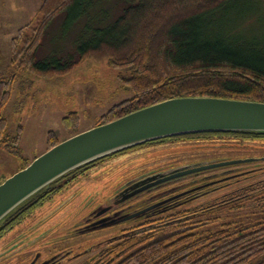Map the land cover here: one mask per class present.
Returning <instances> with one entry per match:
<instances>
[{"label": "trees", "instance_id": "obj_1", "mask_svg": "<svg viewBox=\"0 0 264 264\" xmlns=\"http://www.w3.org/2000/svg\"><path fill=\"white\" fill-rule=\"evenodd\" d=\"M90 1L43 0L37 22L21 28L13 38L12 54L13 62L22 73L37 77L67 74L87 59L107 60L120 72V81L134 96L114 106L98 126L172 98L217 97L264 102V0H119V9L112 0L115 12L109 13L110 21L98 17L96 26L89 13ZM86 15L90 23L82 27L74 56L68 61L37 60L45 33L57 18L66 17L74 24ZM16 82L14 74L0 79V142L4 143L8 142L4 112ZM79 124L80 118L75 112L63 120L66 129H77ZM225 138L264 144V133H203L146 143L113 154L67 174L33 196L0 224V238L79 174L110 157L146 145L176 141L198 140L211 144L215 139L218 145L193 148H234L225 142L219 143ZM20 139L18 134L14 147H18ZM58 143L56 134L49 132L47 150ZM254 145L244 144L234 149L264 152V147ZM138 194V191L134 193ZM120 196L128 199L124 193ZM251 199L263 208L258 222L247 226L230 224L208 233H200L196 227L195 217L203 215V211H177L171 204L166 207L172 202L168 201L160 205V211L148 213L146 216L150 217H145L148 219L143 223L117 233L87 264H264V179L237 188L221 202L229 208ZM120 215L108 218L103 224H118L113 222L124 220L125 216Z\"/></svg>", "mask_w": 264, "mask_h": 264}, {"label": "rangeland", "instance_id": "obj_2", "mask_svg": "<svg viewBox=\"0 0 264 264\" xmlns=\"http://www.w3.org/2000/svg\"><path fill=\"white\" fill-rule=\"evenodd\" d=\"M42 1L0 0V79L12 74L17 77L4 112L8 142H0V184L47 151L49 132L53 131L60 142L67 140L98 126L114 106L134 96L120 81V72L107 60L87 59L67 74L49 77L24 74L17 68L13 62V38L21 28L37 22ZM89 4L94 26L98 17L110 21L109 15L115 12L112 0H91ZM114 4L119 9L120 1L115 0ZM88 22L87 15L74 24L66 17L57 18L45 33L37 60L68 61L75 55L82 27ZM73 112L79 115L80 124L77 129H66L63 120ZM18 134H21L20 143L14 147ZM222 142L235 147L244 144L264 147V144L256 145L261 141L253 140L225 138L219 141ZM209 145L218 143L214 139L211 144L190 140L146 145L110 157L84 171L0 238V264L45 261L87 264L117 233L143 223L150 217L146 216L148 213L160 211V205L168 201L172 202L166 207L171 204L177 211H203V215L195 217L200 233L222 230L230 224L247 226L258 222L263 208L255 205L254 200L235 203L229 208L221 201L237 188L264 179V152L235 147L193 148ZM245 159L256 162L204 171L140 196L133 193L128 199L120 196L129 181L148 173ZM119 213L125 216L124 220L120 217L121 220L113 222L118 224H103Z\"/></svg>", "mask_w": 264, "mask_h": 264}, {"label": "water", "instance_id": "obj_3", "mask_svg": "<svg viewBox=\"0 0 264 264\" xmlns=\"http://www.w3.org/2000/svg\"><path fill=\"white\" fill-rule=\"evenodd\" d=\"M224 132L264 133V102L217 97L172 98L76 134L0 184V224L54 182L95 161L172 137ZM253 161L201 163L150 179H156L155 185L168 184L204 171Z\"/></svg>", "mask_w": 264, "mask_h": 264}, {"label": "flooded vegetation", "instance_id": "obj_4", "mask_svg": "<svg viewBox=\"0 0 264 264\" xmlns=\"http://www.w3.org/2000/svg\"><path fill=\"white\" fill-rule=\"evenodd\" d=\"M182 167H184V166H182ZM171 170H173V169H171ZM168 171H170V170H168ZM164 172H167V171L153 172V173H150V174L148 173V174H145L143 177H141L139 179H136V180L133 179V180L129 181L130 183L128 182L127 185H125L124 189L121 190V193H124L125 196L126 195L129 196V194H131V193L134 194L135 192H137V191H139L141 189H144V188H145L144 191H148V190H151L153 188H157V187H159L162 184L155 185L153 183L156 182V179L151 180L150 178L153 177V176H156V175H158L160 173H164ZM143 192L139 191L138 196H140ZM40 264H54V262L52 263L51 261H45V262L40 263Z\"/></svg>", "mask_w": 264, "mask_h": 264}]
</instances>
